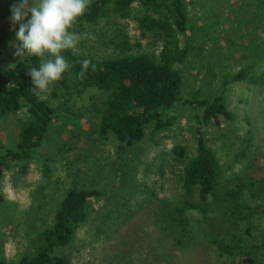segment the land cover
<instances>
[{
  "label": "rangeland",
  "instance_id": "1",
  "mask_svg": "<svg viewBox=\"0 0 264 264\" xmlns=\"http://www.w3.org/2000/svg\"><path fill=\"white\" fill-rule=\"evenodd\" d=\"M21 2L0 0V22L9 34L6 55L16 53L18 29L11 9ZM182 2L192 25L190 37L180 35L182 45H191L187 57L174 64L183 74V96L213 98L223 91L234 114L233 119L203 127L206 144L220 164L217 196L209 197L202 210L186 209L185 227L170 218L175 206L196 198L185 191L183 163L171 149L181 144L188 156L194 153L199 108L175 103L165 110L164 127L155 132L147 124L143 138L126 146L111 133L99 136L97 112L105 92L87 87L66 101L52 98L49 87L40 95L62 108L26 171L13 164L0 182L5 196L0 205V253L7 260L17 261L36 250L66 189L75 185L101 193L88 199L86 219L72 240L56 247L71 264H239L231 257L237 246L253 251L255 264H264V188L259 185L264 173V77L223 87L224 75L240 68L250 67L256 74L264 70V0ZM140 14H108L86 25L77 33L95 38L82 39L77 50L94 56L118 53L124 48L115 40L126 33L132 51L156 55L163 38L138 23ZM23 116L20 110L0 118L1 142L18 136ZM248 130L251 142L245 149ZM235 202L258 209L244 219L231 211Z\"/></svg>",
  "mask_w": 264,
  "mask_h": 264
},
{
  "label": "trees",
  "instance_id": "2",
  "mask_svg": "<svg viewBox=\"0 0 264 264\" xmlns=\"http://www.w3.org/2000/svg\"><path fill=\"white\" fill-rule=\"evenodd\" d=\"M132 10L141 14L138 23L155 30L163 38L156 55L142 51H132L128 35L124 33L116 43L123 47L118 53L107 56H94L76 50L64 52L72 68L63 78L50 87L52 98L63 97L66 101L73 92L79 93L87 87H96L105 96L98 108L97 129L99 136L106 138L110 133L123 145L130 146L141 140L145 126L153 125L154 131L167 124L165 110L175 103H184L199 108L196 116L195 151L188 156L185 146L176 144L171 152L181 160L182 185L195 199L175 206L176 213L170 218L179 226L187 223L186 209L202 210L209 197L217 196L216 187L220 174V164L212 149L206 144L203 127L210 123L219 124L223 119H233V112L227 107L223 91L213 98L187 99L183 96V74L175 63H183L187 57L190 44H181L180 35L190 37L192 25L188 21L182 0H92L88 11L74 27L79 32L86 25L95 23L102 16L112 14L128 18ZM19 29V24H16ZM8 31L0 22V118L16 114L23 110L20 117L19 133L13 140L0 141V182L5 171L13 164L21 165L24 172L27 164L33 160L42 146L60 106H54L49 98L40 95V91H31L32 78L27 74L30 67H39L40 59L34 56L6 55L9 46ZM119 44V45H118ZM18 46L16 40V47ZM90 58L95 64L91 66L85 78H78L81 71L80 61ZM264 77V70L254 73L250 67H243L223 77V87L233 81L245 80L256 83ZM62 103V102H61ZM65 108V107H64ZM251 142V131L244 139L246 149ZM242 154H244L242 152ZM259 185L264 188V173L259 178ZM236 188L229 193L234 196ZM95 187L69 186L59 206L54 212L53 223L44 228L40 234V243L31 254L21 255L17 261L7 260L0 253V264H71L69 259L56 252V247L68 244L77 228L86 219L88 199L100 195ZM220 197V196H218ZM5 200L0 187V205ZM231 211L249 219L258 207L235 202ZM175 224V223H174ZM175 224V226H177ZM239 264H255V255L251 250L237 246L231 256Z\"/></svg>",
  "mask_w": 264,
  "mask_h": 264
},
{
  "label": "clouds",
  "instance_id": "3",
  "mask_svg": "<svg viewBox=\"0 0 264 264\" xmlns=\"http://www.w3.org/2000/svg\"><path fill=\"white\" fill-rule=\"evenodd\" d=\"M92 0H22L11 9L13 24H19L15 32L18 46L15 55L34 56L40 59L39 67H30L31 91L47 92L72 68L63 54L71 50L75 54L84 38L94 39L90 33L79 34L73 29L88 11ZM78 78L86 76L89 67L95 70L90 58L80 61Z\"/></svg>",
  "mask_w": 264,
  "mask_h": 264
}]
</instances>
